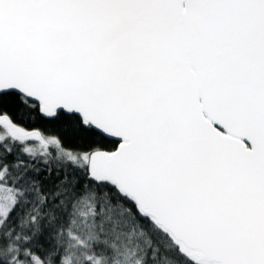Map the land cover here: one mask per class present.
<instances>
[{
  "label": "snow or ice",
  "instance_id": "6c2138e0",
  "mask_svg": "<svg viewBox=\"0 0 264 264\" xmlns=\"http://www.w3.org/2000/svg\"><path fill=\"white\" fill-rule=\"evenodd\" d=\"M0 264H264V0H0Z\"/></svg>",
  "mask_w": 264,
  "mask_h": 264
}]
</instances>
